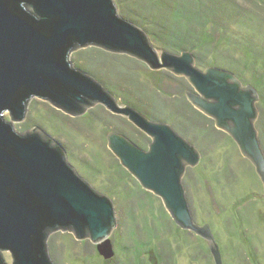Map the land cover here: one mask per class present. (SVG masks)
<instances>
[{
  "label": "water",
  "instance_id": "95a60500",
  "mask_svg": "<svg viewBox=\"0 0 264 264\" xmlns=\"http://www.w3.org/2000/svg\"><path fill=\"white\" fill-rule=\"evenodd\" d=\"M153 37L124 18L119 0H0V264H11L6 251L12 264H56L50 236L58 230L90 238L105 259L115 255L110 235L118 210L112 196L78 174L66 145L14 125L28 117L35 97L71 115L103 104L149 135L145 149L112 131L109 148L146 190L163 199L181 228L208 241L214 263L223 264L211 226L195 221L187 197L186 169L200 162L199 150L171 125L118 104L116 94L74 67V51L101 47L185 76L195 89L186 90L191 103L234 138L264 184V141L255 125L259 89L242 86L225 69L200 70L190 51L159 54Z\"/></svg>",
  "mask_w": 264,
  "mask_h": 264
},
{
  "label": "rangeland",
  "instance_id": "374dc122",
  "mask_svg": "<svg viewBox=\"0 0 264 264\" xmlns=\"http://www.w3.org/2000/svg\"><path fill=\"white\" fill-rule=\"evenodd\" d=\"M119 1L124 18L160 36L177 28L168 15H160L173 8V3L197 15V8H201L210 21L202 26L196 19L186 22L191 34L199 39L196 43L187 38L188 49L184 51L195 55L194 64L200 70L211 66L225 69L233 72L242 86L259 89L255 125L264 136V52L258 51H264V1L161 0L159 5L153 3L155 0ZM152 44L159 54L162 50L181 53L165 47L158 36L153 37ZM91 61L93 67L88 64ZM74 67L116 94L118 104L134 107L153 121L171 125L178 133L176 125L187 131L180 134L201 154L200 162L186 169L187 197L194 206L195 221L217 231L223 264H264V184L234 138L217 128L213 118L200 121L213 131L221 130L215 141L195 131L199 119L188 105L191 101L186 90L195 92L189 80L170 69L154 70L134 56L101 47L75 50ZM154 97L164 103L167 113L161 115L166 120L158 119L160 115L152 111L154 105L149 99ZM29 107L33 108L28 117L14 122L19 131L38 130L66 145L70 164L80 176L91 180L97 191L111 195L118 210L117 224L110 235L115 250L112 258H103L90 238L81 240L72 231L58 230L50 236L56 264H215L208 241L178 228L163 199L146 190L109 148L108 134L112 131L124 134L142 148L151 142L149 135L103 104L92 105L89 112L80 115L66 113L39 97ZM8 121H13L10 114ZM6 255V262L12 264L11 253L6 251Z\"/></svg>",
  "mask_w": 264,
  "mask_h": 264
},
{
  "label": "trees",
  "instance_id": "16d2710c",
  "mask_svg": "<svg viewBox=\"0 0 264 264\" xmlns=\"http://www.w3.org/2000/svg\"><path fill=\"white\" fill-rule=\"evenodd\" d=\"M147 1H150V0H147ZM262 1H264V0H262ZM155 2V4L156 5H159V4H161V0H155V1H153V3ZM152 3V2H151ZM203 4V3H202ZM186 10V9H185ZM197 10H198V12H199V10H200V12H199V15H197V13L196 12H193V11H191V12H189L188 10H186V11H184V10H182V8H180L179 6H178V3H176L175 5H174V3H173V8H169V10H168V12H165V11H163L162 13H160V15L162 16V17H166L165 15H168V17H169V19H171V20H173L175 23H176V25H177V28H174V30L172 29V30H170L168 33H166V35L165 36H160L159 35V33L158 32H155V33H151L154 37H159L160 39H162L165 43H166V45H165V47H167V48H169L171 51H173V52H183L184 51V49H186L187 47H188V45H186V39L187 38H192L195 42H196V40L195 39H199L198 38V36L197 37H195V36H193L192 34H191V32H190V29H188L187 27H188V20L189 21H191V20H193V19H196V21H197V25H200V26H202V25H205V24H207V22H209L210 20L205 16V14L203 13V12H201V8H197ZM203 10V9H202ZM167 13H169V14H167ZM160 15H158V16H160ZM156 16H157V14H156ZM168 17H166V18H168ZM185 19V21H183L184 19ZM161 20V19H160ZM187 22V23H186ZM161 23L164 25V23L161 21ZM206 27V26H205ZM181 28V29H180ZM161 37H163V38H165V39H163V38H161ZM197 43V42H196ZM196 45V44H195ZM197 46V45H196ZM199 46V45H198ZM192 48L194 47V46H191ZM93 48V47H92ZM255 48V47H254ZM188 49V48H187ZM194 49V48H193ZM256 50H258L257 48H256ZM264 50V49H263ZM258 51H260V52H264V51H261V50H258ZM98 60V59H97ZM131 60H133L132 58H131ZM134 61V60H133ZM93 61H91L90 63H88V64H91L90 66H92L93 67V65L95 64V63H92ZM99 62H102V60H98V63ZM100 64V63H99ZM99 66V65H98ZM117 77H119L118 75H116ZM262 84H263V82H262ZM261 84V85H262ZM155 99V100H154ZM154 99L152 98V99H149V101H151V104L152 105H154V110H152V111H154L157 115L159 114L160 115V117L158 118V119H163V120H166L161 114H163V113H167L166 112V110H165V105H164V103L162 104V101L159 99V101H157V98L156 97H154ZM190 107V110L193 112V115L195 116V118L198 120V124H197V126H192L194 129H195V131H197V132H200L201 134L202 133H205L206 135H207V137L210 139V140H216V138H218L217 136L218 135H216L217 133H219V131H221V130H216V131H213L208 125H206V123H202L203 121H200L201 119H206L207 121H213V119H211L209 116H207L206 114H204L203 112H201L200 110H198L193 104H191V103H189L188 104ZM153 107V106H152ZM162 107L164 108V109H162ZM151 109V108H150ZM152 118H155V117H153L152 115H150ZM155 119H157V118H155ZM199 123H202V125L201 124H199ZM177 126V128H178V131H179V133H181V134H184V132L185 133H187V131L185 130V131H182V129H180V127L178 126V125H176ZM207 126V127H206ZM185 135V134H184ZM262 138L261 139H263V137L264 136H261ZM262 142H263V140H262ZM264 143V142H263ZM142 146H145L146 147V144H144L143 142L142 143H140ZM147 193H149V192H147ZM150 194V193H149ZM173 223H176L175 221H174V219H173V221H172ZM233 222H234V220H233ZM176 225H177V227L178 228H180V229H182V230H185V231H189V230H186V229H183V228H181L177 223H176ZM212 228V227H211ZM212 231H213V228H212ZM213 234H214V237H215V239H216V241H217V243H218V237H217V231L216 232H214L213 231ZM197 235V234H196ZM200 238V237H199ZM203 238V237H202ZM201 239V238H200ZM219 244V243H218ZM220 250H221V248H220ZM209 252H210V254H211V251H210V247H209ZM211 256H212V254H211ZM212 258H213V256H212Z\"/></svg>",
  "mask_w": 264,
  "mask_h": 264
},
{
  "label": "flooded vegetation",
  "instance_id": "af4514ba",
  "mask_svg": "<svg viewBox=\"0 0 264 264\" xmlns=\"http://www.w3.org/2000/svg\"><path fill=\"white\" fill-rule=\"evenodd\" d=\"M149 146V145H148ZM145 149H148V147H146ZM104 258V257H103ZM107 260V259H106Z\"/></svg>",
  "mask_w": 264,
  "mask_h": 264
}]
</instances>
